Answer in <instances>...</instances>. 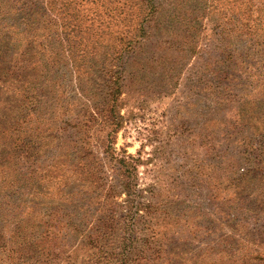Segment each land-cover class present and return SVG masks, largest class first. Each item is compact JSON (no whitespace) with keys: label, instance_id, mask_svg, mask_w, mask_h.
I'll return each instance as SVG.
<instances>
[{"label":"rangeland","instance_id":"rangeland-1","mask_svg":"<svg viewBox=\"0 0 264 264\" xmlns=\"http://www.w3.org/2000/svg\"><path fill=\"white\" fill-rule=\"evenodd\" d=\"M109 137L136 159L129 264L264 258V0H0V163L36 215L65 207L71 262L95 202L125 212Z\"/></svg>","mask_w":264,"mask_h":264},{"label":"trees","instance_id":"trees-1","mask_svg":"<svg viewBox=\"0 0 264 264\" xmlns=\"http://www.w3.org/2000/svg\"><path fill=\"white\" fill-rule=\"evenodd\" d=\"M115 123L117 124V122ZM112 139V137L111 140L110 137L107 139L105 149L102 151V158L109 159L112 163L111 167L119 177L118 190L125 192L127 195L126 199L123 200L125 212L117 217L112 212H105L104 205L106 202H95L97 207L91 216L95 219V229L87 231L82 244H80L82 248H86L87 250L80 258H77V256L72 262L71 259L73 256L67 254V252L64 254L60 248L56 251L51 246L52 242L57 241L55 237L58 232H61L64 227L67 229L72 227L71 219L67 216L69 214L64 213L65 207H48V211L43 210L42 213L36 215L35 209L37 208V201L35 198H17L16 200L12 198V194L16 192L18 185L14 180H10V174L7 175L6 169L9 166L4 162L0 163V173L2 176V180H0V187L2 188L0 189V264H63L64 262V264H76L82 258L88 264L130 263L134 251L133 224L140 210L139 201L136 199L139 191L136 189L134 183L136 159L131 155H117L115 148L112 146ZM27 160L29 159H25V162ZM6 165L7 167H5ZM31 166H27L24 172L23 170H18L14 175L21 174L32 178L36 171ZM5 176L8 179H4ZM21 187L26 188L25 185H21ZM97 187L98 185H93L92 191L98 189ZM110 188L115 187L113 185L109 186L106 191L108 195L100 193L101 196L104 195L106 196L105 198H110L112 195L110 194L112 191V189L110 191ZM87 189L83 192L89 198L94 197L96 199L98 197L97 195L93 196L91 194L92 191L86 193ZM72 199H74L73 206H76L77 209H80V206L86 208L90 204V199L85 196L78 195L77 197L76 195ZM77 203L81 204L78 205ZM88 216L90 215L87 211V215L82 217V220L88 221ZM10 226L14 227L11 236L12 244L6 247L7 242L5 243V239L8 238L1 235ZM8 240L10 241V239ZM20 243L23 247H17ZM53 256L55 258H68L70 261H64L62 259L54 261L52 260ZM85 256L87 260H85ZM251 260L264 262L263 257L245 255L244 258H237L236 263L253 264Z\"/></svg>","mask_w":264,"mask_h":264}]
</instances>
